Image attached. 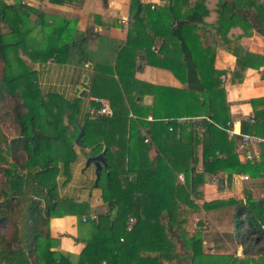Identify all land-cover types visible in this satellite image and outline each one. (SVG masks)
Returning a JSON list of instances; mask_svg holds the SVG:
<instances>
[{
    "label": "trees",
    "instance_id": "1",
    "mask_svg": "<svg viewBox=\"0 0 264 264\" xmlns=\"http://www.w3.org/2000/svg\"><path fill=\"white\" fill-rule=\"evenodd\" d=\"M50 1L72 7H82L85 2ZM163 1V5L152 6L143 0H131L125 44L123 40L102 36L94 27L80 31L66 18L48 15L23 0H0V264H264V199L203 204L205 209L237 204L232 236L243 246L247 259L206 253L204 237L187 231L186 211L189 213L191 207L201 210L191 194L203 175L193 186L187 182L189 189L177 183L179 171L188 173L196 164H180L175 152L164 144L179 140L176 129L169 130L170 125L188 129L190 135L192 125L178 126L169 119L153 122L152 132L156 126L165 134L159 138L153 134L155 141L162 138L163 143L158 157L150 160L147 153L151 145L140 130L135 131L134 126L138 129L139 125L133 121L137 141L130 142L125 165L120 158H114L110 144L104 148L96 135L97 119L88 116L81 122L78 103L61 95L46 98L33 84L36 70L31 62L54 58L57 62L91 61L113 67L116 60L121 78L124 55L134 51L136 58L143 50L150 64L169 66L176 74L181 70L186 73L184 80L195 93L192 97L196 102H190L191 106L197 102L207 105L199 113L189 111L192 115L204 112L214 121H203V172L214 174L222 170L232 175L250 170L258 176L264 171V144L260 161H253L251 166L255 167L247 169L251 162L243 163L237 152L240 137L230 138L216 125L226 126L231 116L225 109L216 108L215 98L224 97L221 88L220 95L209 100L208 92L219 86L222 71L216 70V80L212 77V83L207 82L206 63L208 59L210 67L214 62L213 49L203 45L200 31L220 36L222 45L237 57L232 80L242 81L247 69L260 70L264 66V55L253 53L240 43L243 36H264V0ZM102 2L106 6L108 0ZM32 13L38 15L37 20H32ZM159 38L162 42L155 52L152 48ZM105 42L111 51L104 54L101 45ZM216 42L214 39V45ZM175 45L177 51L167 55L164 48ZM119 101L123 103L122 98ZM250 103L255 121L242 120L241 132L264 136V96L252 98ZM139 121L142 125L147 123ZM12 131L16 133L9 137ZM81 132L83 147H91L93 154H105L107 166L102 167L96 185L103 191V200L110 210L97 219L87 213L86 246L73 259L69 253L52 249L57 239L51 234L50 219L75 214L74 211L80 212L82 218L89 209L85 202L63 198L58 183L61 168L68 173L76 159L75 142ZM131 217L135 223L128 229ZM257 256L261 259L257 260Z\"/></svg>",
    "mask_w": 264,
    "mask_h": 264
},
{
    "label": "crops",
    "instance_id": "2",
    "mask_svg": "<svg viewBox=\"0 0 264 264\" xmlns=\"http://www.w3.org/2000/svg\"><path fill=\"white\" fill-rule=\"evenodd\" d=\"M23 2L48 15L66 18L69 25H75L80 31L94 27L104 37L123 40L125 44L128 40L131 0H108L106 6L103 5L102 0H85L82 7L57 4L50 0H23ZM143 2L153 6L164 4L163 0H143ZM31 18L35 21L38 15L32 13ZM122 20L125 22L122 23ZM200 35L203 45L213 49L214 62L210 64V67H208V59L206 63V74L209 76L207 82H211L212 77L213 79L218 77L216 70L222 71L218 78L219 86H214L211 92H208L207 89L204 92L207 91L209 100H212L220 95V88L224 91V97L221 95L218 100L217 97L215 98L216 108L225 109L227 113H230L231 127L237 132H241L242 120L254 113L250 99L264 96V66L260 70L247 69L242 81L233 82L232 76L234 69L237 68V57L231 50L222 45V40L216 33L201 30ZM214 39L217 40L215 45ZM161 42L162 39L159 38L157 45L153 46L152 49L155 52L159 49ZM240 43L249 51L264 55V36L261 34L254 33L243 36ZM107 44L105 42L101 45L104 54L111 51ZM164 49L167 50V55H172L173 51H177L178 48L175 45ZM133 53L135 54L134 51ZM133 53L131 51V53L124 55V75L121 78L116 70V60L113 67H108L106 64L97 65L91 61L84 64L57 62L54 58H50L46 62H31L30 66L36 70L33 84L39 87L41 95L46 98L61 95L71 103H78L80 109L78 116L81 122L88 116L97 119L99 122L95 125L96 135L101 139L104 148H106L107 143L110 144L114 158H120V162L122 164L125 162V165L128 161L129 154L127 152L130 148V142L135 143L137 141L135 131L140 130V133H143L141 135L146 136L145 142L151 145L147 157L154 160L161 153L159 146L163 143V139H159L160 142L155 141L153 134L159 138L162 136L161 133L165 134V132L160 131L156 126V130L152 132V128H154L152 123L159 120L167 121L168 119L194 117V121L185 123L192 125L191 135L188 133V129H177L178 127L173 125L179 140L164 144L167 150L175 152L177 162H194L196 164L195 168L188 170V173L184 170L179 171L177 183L185 185L189 189L186 183L188 182L190 186H193L203 175L202 180L196 184L195 188L193 187L194 194H191V199H194L195 203L201 206L202 211L207 215V219L219 228L218 231L221 235L219 241H215L213 235H209L208 227L204 229V225L201 223L197 225L196 230L199 231V228L206 230L203 241L212 246L213 249H215V244L225 245L227 251L223 248L221 253H234L235 257L247 259L243 253V246L237 244L234 236H232L235 230L234 214L237 204H226L220 208L212 207L207 210L204 209L203 204L215 200L229 201V199H235L237 202H246L249 198L264 199V171L256 177L252 175L250 170L232 175L222 170L214 174L204 173L203 132L205 126L203 121L211 118L205 116L204 112L192 115L189 111L199 113L201 110H206L207 105L197 102L191 106L190 102L195 101L192 97L195 93L190 91L188 82L184 80L186 75L184 71L181 70L176 74L169 66L150 64L143 50L137 53L136 58H133ZM141 55L143 58L140 57ZM121 98L123 103L119 101ZM102 102L111 106L115 112L113 117L97 113L98 106L101 107ZM139 120L147 121V123L142 125ZM133 121L139 125L137 126L138 129L133 125ZM211 121L214 122L212 119ZM132 125L135 131H133ZM177 125L184 124L177 123ZM216 125L228 134L224 129L225 126L217 123ZM4 132L6 131L4 130ZM228 136L233 138L229 134ZM75 145L76 159L70 164L68 173L63 167L59 173V192L63 198L73 199L79 203L85 202L89 205V209L86 214L82 215V218L79 215L80 212L74 211L75 214L55 216L50 219L51 234L57 239L56 246L52 249L65 254L69 253L73 259L86 246L84 239L87 237V215L89 214L92 218L95 215V219H97L110 210L108 203L103 200V191L96 185L98 178L96 165L88 163L89 157L97 154L92 153L91 147H83L77 142ZM237 152L243 163L251 162L247 169L254 168L255 166H251V164L254 163L253 161H260L262 146L252 148L254 155L251 160H245L239 144ZM244 175H248L249 179L245 180ZM181 176H183L182 179ZM181 180L185 183L183 184ZM71 210L73 211L74 208ZM219 214H223L224 217L217 218V223L214 218L219 217ZM243 227L244 225H242V229L245 230ZM256 259L260 260L261 257L259 259L257 256ZM253 262L252 264H254Z\"/></svg>",
    "mask_w": 264,
    "mask_h": 264
},
{
    "label": "built area",
    "instance_id": "3",
    "mask_svg": "<svg viewBox=\"0 0 264 264\" xmlns=\"http://www.w3.org/2000/svg\"><path fill=\"white\" fill-rule=\"evenodd\" d=\"M122 22L124 23L125 20H122ZM97 113L104 115V116H107V117H111L114 114L111 106L105 102H102V105L97 110ZM248 118H249L250 122H254L255 121V114L254 113L251 114ZM192 120L194 121L195 118L194 117L175 118L174 122L176 124L177 123L185 124V123L190 122ZM173 129H174V126L170 125L169 130L172 131ZM224 129H226V131L228 132V134L231 137H235V136L240 137L239 146L242 149V152H243L242 154H243V157L245 158V160L253 159V155H254L252 152L253 147H258L259 145L264 144V136H260V135L253 134V133H247V132H237L233 127H231L230 122L228 123L227 126H225ZM182 178H183V176H181V179ZM243 178L245 180H248L249 176L244 175ZM93 217L96 218L95 215H93ZM134 223H135V219H134V217H131L129 220L128 229H131L133 227Z\"/></svg>",
    "mask_w": 264,
    "mask_h": 264
},
{
    "label": "rangeland",
    "instance_id": "4",
    "mask_svg": "<svg viewBox=\"0 0 264 264\" xmlns=\"http://www.w3.org/2000/svg\"><path fill=\"white\" fill-rule=\"evenodd\" d=\"M153 6V5H152ZM121 22V21H120ZM123 23V22H122ZM121 24V23H120ZM3 29H4V27H2ZM4 30H6V31H8V29H4ZM2 127L4 128V126L2 125ZM14 131V130H13ZM12 131V133H10L9 132V136H13L12 134H15L16 132H13ZM182 181V180H181ZM182 183L184 184L185 182H183L182 181ZM190 184V183H189ZM192 200H194V199H192ZM231 199H229V201H230ZM216 208V207H215ZM220 208V207H219ZM190 210H189V213H188V211H186L187 213H186V216H187V218H186V220H187V224H186V229H187V231L190 233V235H192V234H194V233H198L200 236H204V233H205V231L206 230H203V229H200L199 228V231L198 232H195L194 230H196V227H197V225H199L200 223L202 224V225H204L203 226V228L205 229L206 227H208V229H209V235L211 236V235H213V237H214V239H215V241H219L218 239H219V237H220V235H221V233L218 231V227L217 226H215L214 225V223L212 222V221H210L209 219H207V215L205 214V212L204 211H202V209L201 210H198V211H196V210H193V207H191V208H189ZM205 209V208H204ZM186 210V209H185ZM184 210V211H185ZM205 210H207V209H205ZM208 214L210 215V213L208 212ZM223 214H219V217H215L214 219L217 221V223H218V220H217V218H223L224 216H222ZM185 217V216H184ZM135 219V218H134ZM201 219V220H200ZM201 221V222H200ZM204 242V241H203ZM215 246V249H213V247L212 246H210V245H208L207 243H205L204 242V250H205V252L206 253H214V254H220L221 252L220 251H222L223 250V248H224V250L225 251H227V248L226 247H224L225 245H218V244H215L214 245ZM222 249V250H221ZM221 254H224V253H221ZM224 255H232L233 257H235L234 256V253H231V254H224ZM240 259V258H239ZM238 264H240L239 262H238ZM242 264H252L251 262H249V263H242Z\"/></svg>",
    "mask_w": 264,
    "mask_h": 264
},
{
    "label": "water",
    "instance_id": "5",
    "mask_svg": "<svg viewBox=\"0 0 264 264\" xmlns=\"http://www.w3.org/2000/svg\"><path fill=\"white\" fill-rule=\"evenodd\" d=\"M141 58H143V55L140 56ZM82 134L83 132L80 133V135L77 137L76 142L80 145H82ZM88 163H94L96 165V171H97V175L99 176V173L102 169L103 166H107V161L105 158V154L102 152L98 155H94L89 157L88 159Z\"/></svg>",
    "mask_w": 264,
    "mask_h": 264
}]
</instances>
